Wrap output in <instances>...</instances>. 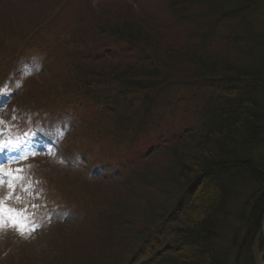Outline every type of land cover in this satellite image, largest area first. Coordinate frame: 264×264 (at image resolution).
Listing matches in <instances>:
<instances>
[{"label": "trees", "instance_id": "16d2710c", "mask_svg": "<svg viewBox=\"0 0 264 264\" xmlns=\"http://www.w3.org/2000/svg\"><path fill=\"white\" fill-rule=\"evenodd\" d=\"M160 1L0 0V85L34 50L51 86L29 77L27 88L58 108L74 99L84 117L76 146L101 151L103 165L120 157L100 176L112 192L76 202L85 234L116 242H79L73 264H258L264 0ZM91 198L132 213L89 210ZM126 236L134 244L119 251Z\"/></svg>", "mask_w": 264, "mask_h": 264}, {"label": "rangeland", "instance_id": "374dc122", "mask_svg": "<svg viewBox=\"0 0 264 264\" xmlns=\"http://www.w3.org/2000/svg\"><path fill=\"white\" fill-rule=\"evenodd\" d=\"M160 2L156 1L153 4L159 6ZM5 7L6 5L0 4V13L3 12ZM71 10H73V8ZM73 16L75 17L76 13H73ZM98 16L102 19L106 18V15ZM4 18H7L6 14ZM61 30L62 28H54L52 33L61 35L63 31ZM38 60L40 61V55L34 50H29L27 55L18 62V68H23V66L26 65L24 77L19 76L18 72H21V70L16 68L18 72L15 70L16 73L14 72V75H11L8 80L4 81L0 89V92L7 93V95L0 94V140L19 145L18 147L0 152V171L3 170V173L6 174L0 179V202H2L5 217L4 225L0 227V264H73L75 255L80 253V251H77V244L79 242L92 238L100 243H102L104 239H108L109 243L107 245L112 244L114 246L116 242L114 236L105 238V236L100 237L94 233L86 235L85 231L89 228L85 230L86 223H79L84 211L79 209V215L77 217L73 214L72 203L76 204L77 200H79V207L82 196L85 193L90 192V194L93 195V192L98 190L103 198L104 194H108L109 191L112 192V188L108 186V183L103 184L100 176L93 178L92 176H95L96 172L90 175L85 172L82 167H78L76 170L67 168L66 163L53 158L51 156L53 151L48 146L44 145L43 137L46 134L60 135V126L59 123L53 122V118L57 117L49 115L50 112H53L55 105L50 103L51 101L49 99L47 101V99L43 100L42 98H38V93L35 91L37 89L32 87L27 88L29 83L28 77H33L36 85L44 86L47 93L51 86L49 78L40 74L38 70ZM33 71L35 72L33 73ZM180 91V95L179 92H174L171 95L172 98L170 99L172 102L176 97L186 92L184 90ZM36 103L39 104L41 110L38 109L37 112H33L37 106ZM44 103L46 104L45 106L48 105L49 108H44ZM50 109L51 111H49ZM20 113L22 114L20 115ZM30 114L32 117L37 118L35 122L37 128H33L31 123L27 126H18V124L13 121L15 117H22L24 115H27L28 118ZM164 118H166V116ZM172 119L173 117L171 116L168 120ZM3 126L8 127V132L3 131ZM167 126H172V123L168 122ZM6 133L11 134L12 138H6ZM24 135L25 137L23 138ZM54 139L55 137L52 138L53 141ZM89 146L92 150V147L97 148L96 145L90 143ZM56 151H58L57 148ZM11 154L16 156L8 158ZM91 155L92 160L98 163L100 162L97 151H93ZM39 156L41 158L47 157L50 161L42 160L41 163L46 171V173H43L46 177L50 178V182L46 180H42V183H40L39 180L31 182L32 178H30L29 182L26 175L24 177L20 171H17L22 167L24 162L27 161V158H36L35 161H40L38 158ZM87 158L90 159L89 156H87ZM119 158L120 157L114 159V167L118 166ZM121 160H123V158H121ZM81 162L83 163V160H81ZM36 164L37 162H33L34 168H36ZM4 165L6 166L5 169ZM102 168L103 167H100V170ZM92 170H95V168H92ZM8 173H10V175H7ZM56 183L59 190L55 187ZM32 187L37 191H46L47 196L53 201L44 198L43 204H41L35 199L36 195L31 189ZM67 189L73 190L74 192H68ZM91 199L93 203L91 205L87 204L89 210L94 208L93 205L97 206L99 203L105 210H108L110 214L112 212L118 213L120 210L124 213L126 211L132 213L129 207L131 203L123 204L121 201L118 202L115 200L107 206V201L102 200L99 202L93 198ZM37 205L39 206L41 217L38 222H31L29 221V217L35 214L34 210ZM21 206L27 208L29 217L25 211L26 208L20 209ZM103 208L101 209L103 210ZM43 212L46 215H43ZM16 213H23L26 215L28 223L31 227H34L35 230L26 229L25 234L21 235L7 220L8 217L15 218ZM91 215L93 216V214ZM46 216L52 221L58 220L56 221V223H58L41 233V230L50 224L47 219H44ZM120 237L121 236L118 238L120 239ZM123 238L118 242L119 251H124L128 246H133L134 244L133 236L130 238H127V236ZM258 257V264H262L264 262V256L260 254ZM78 259L79 256L77 257V260ZM82 262L83 260H79L78 264H82Z\"/></svg>", "mask_w": 264, "mask_h": 264}, {"label": "snow or ice", "instance_id": "6c2138e0", "mask_svg": "<svg viewBox=\"0 0 264 264\" xmlns=\"http://www.w3.org/2000/svg\"><path fill=\"white\" fill-rule=\"evenodd\" d=\"M0 94L7 95V93H3V92H0ZM18 146H19L18 144H11L8 142H4L3 140H0V152L8 150L10 148L18 147ZM17 171H20V170H17ZM4 175L6 174L3 172H0V179H2ZM7 175H10V173H8ZM9 211H12V210H9ZM7 220L8 222L11 223V225L17 231L20 232L21 235L25 234L26 229H30L32 231L35 230V228L31 227V225L28 223L27 217L23 213H16L15 218L8 217ZM4 223H5L4 210L2 207V202H0V227H3Z\"/></svg>", "mask_w": 264, "mask_h": 264}, {"label": "water", "instance_id": "95a60500", "mask_svg": "<svg viewBox=\"0 0 264 264\" xmlns=\"http://www.w3.org/2000/svg\"><path fill=\"white\" fill-rule=\"evenodd\" d=\"M263 231H264V222H263ZM264 264V263H263Z\"/></svg>", "mask_w": 264, "mask_h": 264}]
</instances>
